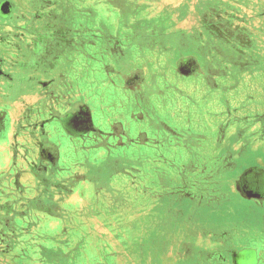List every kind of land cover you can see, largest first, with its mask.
I'll use <instances>...</instances> for the list:
<instances>
[{"label":"rangeland","instance_id":"obj_1","mask_svg":"<svg viewBox=\"0 0 264 264\" xmlns=\"http://www.w3.org/2000/svg\"><path fill=\"white\" fill-rule=\"evenodd\" d=\"M2 6H6L8 11L14 7L15 14L20 16L18 17L22 22L20 26L28 24L24 29V35H18L20 37L18 47L15 45L14 51L20 54H33V51L37 54H45L44 47L45 51L50 53L51 49L47 48L50 45H47L42 37L49 38V35L53 36L56 29L60 31L64 27L65 30V26L70 27L71 35L83 33L88 34L90 41L96 39L97 23L101 24L103 20L113 28L121 27L123 33H127L125 29L129 30L130 27L136 26L139 32L138 38L144 36V33H141L143 30H147L152 32L154 39L168 41L167 50L156 45L154 54H138L137 59L133 58L136 61L128 55L120 57L122 74H119V77H121L122 87H125L124 89L132 87L143 94H145L143 91L145 87L146 92L151 95L152 102H156L157 110L163 106L168 109V98L176 93L184 99L180 101L181 103L195 105L193 101L197 99L198 94V100L208 99L209 94L214 95L210 89H215L214 85L216 86L217 81L223 84L225 83L222 82L223 80L227 81L224 77L232 78L223 87L219 85V90L216 86L219 99L226 101L228 108L218 109L220 100H217L216 109L221 113L216 116L213 107L209 109L198 105L193 106L196 112L191 114V121L188 122V124L195 123L196 134L206 138L202 142V149L208 152L215 150L224 154L222 159L212 160L219 168H223L216 171L215 175L212 171L209 176L207 171L209 160L204 156L201 164L183 163L187 164L185 174L173 171L170 176L165 172V175H169L167 178L172 181L164 179L161 183L162 179H160L156 185V189L158 188L161 194L164 192L165 195H169L165 197L166 203L162 205L159 202L162 196L153 194L154 197L148 204L132 203L121 199L115 209L108 205V209L104 211L106 220L97 216L99 215L97 211L73 212L78 216L83 214L82 222L89 224L87 236L90 244L95 247L97 242H100L102 246L99 245V249L93 252V261L88 259L89 257L83 252L85 245L81 244L82 239L71 234L70 221L63 219L62 226L66 228L67 233L60 234L55 239L58 247L68 244L67 251L66 253L57 251L56 255L53 251L50 252L58 264H68L69 258H72L73 262L82 260L83 263L90 264H107V262H111L110 264H236L235 255H243L241 252L248 243L264 245V182L261 181L262 173L259 171L264 173V0H4L0 9ZM204 19L214 24L215 30L218 31H225L228 23L232 32L229 39H227V33L223 32L224 34L218 35L220 37L218 40L216 34L219 32H215L214 29V34L209 38L206 34L208 30L202 24ZM78 20H82L83 25L77 26ZM15 31L21 34L23 29ZM199 32L201 33L198 35ZM11 33L14 31L8 32L10 36L6 38L14 41L10 38ZM137 36L135 35L132 41H135ZM224 38L229 43L225 42ZM2 40L0 36V41ZM235 40L242 44L239 46L242 51L230 48L233 44L231 42ZM245 45L248 47H244ZM11 47L0 43V54L4 56L2 60L7 71H11L12 68L10 62L13 59L8 55V53L11 54ZM246 48H249L250 52ZM121 50H123L122 47ZM59 53L60 51H56L55 54ZM188 58L195 59V64L189 65ZM18 60L26 62L32 58L19 56ZM130 63L134 69L129 68L130 71L124 72V68ZM185 63L191 68V71L186 74L180 70ZM239 71L240 74H238ZM231 72L236 74L228 75ZM60 75H57V80L62 77ZM19 76L21 77L16 74L8 76L15 81L11 84L14 89L5 92L14 97H21L25 106L34 100L35 102L42 100L46 89L55 87L53 83L50 86L41 85L33 92L25 86L26 89L22 93ZM201 77H204L203 83L207 85L206 87L197 83ZM3 80L5 79L0 80V87L4 86ZM59 83L61 82L58 80L57 87ZM34 93L38 96L32 97ZM93 103L94 101L90 99L86 103L89 108L77 106L74 110L78 112L86 110L89 126L96 128L99 125ZM254 104L260 105L255 107ZM154 109L151 107V110ZM228 110L229 115H233L232 122L225 121ZM19 111L22 113L21 110ZM182 111L189 113L190 109L186 108ZM32 112L33 109H28L25 116H29ZM247 113L250 115H246ZM136 114L140 118L145 116L144 111L140 110ZM249 120H253V124H248ZM87 129L89 130V127ZM191 137L190 134H184L182 143H185V147H191L189 146L192 145ZM156 140L155 138L151 141L155 143ZM145 141L142 137L139 143H145ZM53 150L57 156L61 153L57 147ZM159 158L163 159L161 156ZM6 160V151H1L0 165L5 164ZM192 169L201 170V178L205 181L213 180L217 173L222 174V171L226 169L229 174L227 175L229 183L221 182L222 186L217 187L218 192L226 190L225 197L223 193L215 196V199L214 197H208L209 200L201 198L194 202L192 199L183 201V198H188L183 194V189L170 193L171 187L180 184L178 181L182 178L189 180L193 179L194 175H198ZM246 170L248 172L243 182L244 187L247 185L248 191L256 189L260 195L253 194L247 197V195L244 196L245 193L237 190L240 187L239 177ZM83 172L81 169L76 171L77 174H83ZM34 177L30 173H25L22 180L34 183ZM6 179L9 177L7 176ZM256 180L258 181L255 182ZM224 184L228 185L224 187ZM184 188L187 190L188 187L184 186ZM191 189V187L188 188L189 191ZM40 190L36 192V196L39 195ZM54 195V200L65 199L64 193L59 190L54 192ZM41 196L44 200L49 199L47 195L41 194ZM80 199L81 197L77 194L71 196L74 202ZM177 199L182 202H177ZM88 202L86 199L83 204L86 205ZM47 203L48 201H45V206L52 207V204ZM108 213H115L114 216L119 215L118 223L114 217H109L113 214ZM106 222L115 226L108 225ZM79 223L80 220L75 219L72 227L76 228ZM121 226H125L127 231L123 230L122 233ZM130 229L133 232L131 235ZM121 235H125V239ZM86 238L83 240L84 244L87 242ZM215 239L218 242L226 241V251H212L218 258L223 257L222 261L219 258L216 263L208 260L210 250H214L210 249V246ZM107 249L111 251L107 252ZM254 252L252 259L254 264H264V251L260 255ZM109 253L114 254V258H108L106 254ZM0 264L17 263L0 261Z\"/></svg>","mask_w":264,"mask_h":264},{"label":"trees","instance_id":"obj_2","mask_svg":"<svg viewBox=\"0 0 264 264\" xmlns=\"http://www.w3.org/2000/svg\"><path fill=\"white\" fill-rule=\"evenodd\" d=\"M9 10H7L6 6H2V9H0V36L3 39L1 41L2 44L12 46L10 49L11 54L8 53L13 59L10 62L11 67L26 66L33 68L38 63L33 57L34 54H37L36 52L33 51V54H20L14 51L15 45L18 47L19 44L20 37L18 35H24V29L27 28L26 25L28 24L20 26L22 22H20V16L18 15V17L15 14L14 7ZM78 22L77 26L83 25L82 20H78ZM100 23L103 25L97 23L98 35L95 37L96 39L91 41L88 34L71 35L69 26H65V30L64 27L60 31L56 29L52 34L53 36L49 35V38L42 37L46 44L50 45L47 48L51 49L49 53L45 51L44 47V53L55 54L56 51H60L56 55V60H61L66 68H62L66 72H62L63 75L59 84L62 89H60L58 95L62 93V95H70L72 98L66 101L67 104L70 103L68 108L64 109L62 107L51 111L48 114L49 118L46 123L51 124L53 117V120L58 121L60 124H65L64 120L66 117H69V115L74 116L78 113V111L74 110L75 107L84 106L89 108L86 103L91 99L94 101L95 116L100 127L97 126L95 128L90 125L89 130L86 129L82 133L66 129V134L70 138L64 145H60L63 149L58 156L54 152L44 150V143L48 142V139L41 140V147L38 153L39 159L37 158L33 164L35 171L32 166L33 174L41 184L35 183L34 186L25 185L23 190H20L22 195L14 197L16 200L9 199L3 205L0 204V261L2 262L58 264L56 258H53L50 252L53 251L54 255H56L57 251L59 253H66L67 251L66 247L68 244L58 247L55 239L56 236L67 233L66 228L62 226L64 225V220L70 221L71 234L73 236L77 235L82 239L81 244L85 245L83 252H85V256L89 257L88 259L93 261V252L99 249V245L102 246V244L97 242L95 247L90 244L87 236L89 234V224L82 222L83 214L78 216L76 213L73 214V212L77 210H85L90 213L97 211L99 213L97 216L106 220L104 211L108 209V205L115 209L121 199L132 203L145 202L148 204L153 199V194L162 196L159 201L162 205L166 203L164 202L165 197L169 195H165L164 192L161 194V191L159 192L158 188L156 189V185L160 179H162L161 183H163L164 179L168 180L169 178L167 177L171 172L180 171V174H185L187 164H201V159L204 156L209 160L207 168L209 176L212 171L214 172L213 175H215L216 171L223 168H219L212 160L215 158L220 159L224 154L215 150L208 152L202 149V142L206 138L201 136V134L200 136L196 134L195 123L188 124V122L191 121V114L193 115L196 112L193 110V106L198 105L209 109L213 107L216 116L221 113L217 112L216 109L217 100H220V108L218 109L228 108V103L223 99H219L218 90L220 89L219 85L223 87L232 78L224 77L227 81L223 80L222 82H225L223 84L217 81L218 90L215 85V89L209 88L214 95L209 94L208 99L198 100V94L197 99L193 98L195 99L193 101L195 105L181 103L180 101L184 99L176 93L169 96L168 109L163 106L160 107V110H157L156 102H152L151 95L146 92L145 87L143 88L145 94L132 87H129V89L128 87L127 89L122 87L121 77H119V74H122L120 57L128 55L132 59H137L138 54L152 55L155 52L156 45L167 50L168 41L154 39L152 32H147V30H143L141 33H144V36L138 38L139 32L136 26L130 27L129 30L125 29L124 31L127 33H123L121 27L118 29L113 28L106 24L104 20ZM202 24L205 29L207 28L206 30L209 33L206 32V34L211 38L212 34H214L215 25L211 24L209 20L205 21V19ZM227 24L225 26L226 32L215 30V32H219L216 34L217 39L220 38V33L222 34L223 32L227 33V39H229L232 32L228 26L229 24ZM19 29H23L21 34H18L19 31H15ZM13 31L14 33H11L12 37L10 38H13L14 41L6 38L10 36L8 32ZM135 35L138 36L137 38L135 37V41H132ZM227 39L224 38V41L226 42ZM227 42L229 43V41ZM231 43H233L231 44V49L242 51L239 48L241 44L239 41L235 40V42L232 41ZM216 46L219 48L218 45ZM121 47L123 50H121ZM244 47L248 46L245 45ZM246 49L250 52L251 47ZM19 56H25L26 58L30 56L32 60L22 62L18 60ZM188 59L195 61L193 58ZM133 61L136 60L133 59ZM57 63L59 64L60 62L57 61ZM129 68L134 69L131 63L124 68V72L130 71ZM234 74L236 73L231 72L228 75L232 76ZM238 74H240V71ZM203 79L204 77H201L196 82L206 87L207 85L203 83L205 79ZM167 91L172 90L167 89ZM151 107L155 109L151 110ZM186 108L190 109L189 113L182 111V109ZM29 109L32 110V108ZM138 110L144 111L145 116L143 118L138 117L136 114ZM246 115L250 114L247 113ZM232 119L233 115L230 116L228 110L225 121L232 122ZM247 123L253 124V120H249ZM186 133L190 134V137L192 136V145L187 144L191 147H185V143H182V141L184 142L183 136ZM142 137L145 138V143H139ZM155 138L157 140L152 143L151 140ZM25 154L28 156V150ZM49 155H51V158H48ZM160 156L163 159H160ZM79 169L84 171L83 174L76 173ZM192 170L197 172L198 175H194V178L189 180L182 178L178 181L180 184L178 183L177 186L171 187L170 193L183 189V194L188 196L186 199L183 198V201L192 199L194 202L201 200V198L209 200L208 197H214L215 199V196L223 193L225 197L226 190L218 192L217 187L222 186L221 182L229 183L227 179L229 174L226 169L222 171V174L217 173L213 180L209 179L207 181L202 180L201 170ZM165 172L169 175H165ZM247 172L248 170L239 177L240 187L237 190L240 193L244 191L242 183L246 179ZM49 174L52 175L48 176ZM261 180L264 181V177ZM169 181L172 180L169 179ZM227 185L224 184V187ZM184 186L192 189L189 191L187 188L186 190ZM169 188H167L168 191ZM38 190H40L38 196L32 195ZM58 190L65 195V199L62 201L54 200V192ZM228 191L230 190L228 189ZM41 194L49 196V199L44 200ZM74 194L79 195L81 199L79 201L75 200V202L71 200V196L73 197ZM86 199L89 202L84 205L83 201ZM177 200V202H182L180 199ZM45 201L52 204V207H49V205L45 206ZM173 202L175 201L173 200ZM63 214L64 217L62 218ZM108 214H113L109 215V217H114L118 223L119 215L114 216L115 213ZM16 217L18 220H16ZM31 219L33 221H30ZM75 219L77 221L80 220V223L76 228H73ZM106 223L112 225L110 222ZM121 227L123 233V230L127 228L125 226ZM132 233L130 229V235ZM16 235L20 237L18 238ZM85 237H87V242L84 244L83 240ZM121 237L125 239L126 236L121 235ZM225 243L226 241L218 242L216 239L211 243L210 249L213 248L214 250H210L209 254H211H208L209 261L214 263L218 261L220 257L218 258L216 253L212 251L225 250ZM261 247L264 251L263 244ZM106 251L109 252L111 249ZM106 255H108V258H114L115 256L111 253ZM66 257L67 255L65 256L67 262ZM221 259L223 257L220 258V261H222ZM223 261L226 262V260ZM68 262V264H90L83 263L84 261L82 260L81 262H73L72 258H69ZM110 263L107 262V264Z\"/></svg>","mask_w":264,"mask_h":264},{"label":"crops","instance_id":"obj_3","mask_svg":"<svg viewBox=\"0 0 264 264\" xmlns=\"http://www.w3.org/2000/svg\"><path fill=\"white\" fill-rule=\"evenodd\" d=\"M0 43L2 44L1 41ZM56 55L57 54H34L33 57L34 59L36 58L35 60L38 62L35 64L36 67L28 68L26 66H18L12 67V69H10L11 71H7L2 60L4 59V56L0 54V73L6 76L13 74L21 75V77H18V80L19 83L22 84V93L24 92V89H26L24 88L25 86L28 87V90L33 92L39 89L41 85L46 86V84H48L50 86V84L53 83V86H55L54 88L49 87L46 89V94L42 100L37 102L34 100L31 104L25 106L21 97H14L12 94L5 92L6 90L14 89L11 84L15 81L0 75L1 79H5L3 80L4 82H2V84L4 83V86L0 87V152L6 151L7 153L6 163L0 165L1 205L9 199L16 200L14 197L22 195L20 190L22 191L25 185L34 186V183L41 184L36 177H34V183L28 182V180H22V178L25 173H30L34 176L32 166L36 159H39L38 153L40 151L42 139H48V142L44 143V150L54 152L53 148L57 147L62 151L63 147L60 145H64L70 138L66 134V129L82 133L89 127V119L86 110H82L74 116L69 115V117H66L64 120L65 124H60L58 121L53 120V117L51 119V124L46 123V120L49 118L48 114L51 111L62 107L64 109L68 108L70 103L67 104L66 101L72 99L70 95H62V93L58 95V92L62 87L61 85H59V87L56 85V82L61 79L57 80V75L61 74L60 76H62V72H66V70H62V68H66L61 60H59V64L57 63ZM34 96L37 97V93L32 95V97ZM259 105L260 104H254L255 107ZM29 108H32L33 112L26 117L25 112ZM19 110H21L22 113H20ZM27 150L29 152L28 156L25 154ZM50 156L51 155H49L48 158ZM34 167L35 166H33V170L35 171ZM259 171L262 173L261 176L264 177V173L261 170ZM7 176L9 179H6ZM257 181L258 180L255 182ZM251 186L254 188L253 185ZM243 189L248 191V186L246 185ZM250 192L252 193L251 195H260L259 192H256V189H253ZM32 195L36 196L37 193H32ZM251 195H247V197H251ZM16 220H18L17 217ZM249 245L250 244L248 243L241 252L243 255L246 254V257H248L249 254L253 257L255 254L254 251H256V255L262 253L263 249L260 244L253 242V244ZM235 261L236 264H239L237 263L236 258ZM244 261H247V264H250L252 259L249 261L246 259Z\"/></svg>","mask_w":264,"mask_h":264},{"label":"water","instance_id":"obj_4","mask_svg":"<svg viewBox=\"0 0 264 264\" xmlns=\"http://www.w3.org/2000/svg\"><path fill=\"white\" fill-rule=\"evenodd\" d=\"M188 64H191V65H194L195 64V61L194 60H189L188 62H187ZM187 63H185V64H183L182 65V67L180 68V70L183 72V73H189L190 71H191V68L190 67H187V66H189V65H187ZM86 121V120H85ZM245 194H247V195H251L252 193L250 192V191H246V190H244L243 191Z\"/></svg>","mask_w":264,"mask_h":264},{"label":"bare ground","instance_id":"obj_5","mask_svg":"<svg viewBox=\"0 0 264 264\" xmlns=\"http://www.w3.org/2000/svg\"><path fill=\"white\" fill-rule=\"evenodd\" d=\"M244 182V181H243ZM242 185H243V187H244V183H242ZM235 258H236V260H237V263H242V264H245V263H248L247 261H244V260H250V259H253V257H252V255L251 254H249V256L248 257H246V254H244V255H235ZM243 260H242V259ZM244 262V263H243Z\"/></svg>","mask_w":264,"mask_h":264},{"label":"flooded vegetation","instance_id":"obj_6","mask_svg":"<svg viewBox=\"0 0 264 264\" xmlns=\"http://www.w3.org/2000/svg\"><path fill=\"white\" fill-rule=\"evenodd\" d=\"M2 2H4V0H0V5H2ZM1 72V71H0ZM1 74V73H0ZM7 78H9L8 77V75H7ZM250 264H254V262L252 261V262H250Z\"/></svg>","mask_w":264,"mask_h":264}]
</instances>
